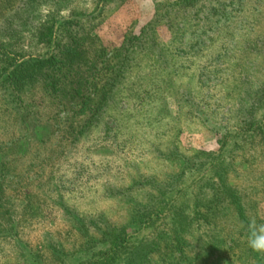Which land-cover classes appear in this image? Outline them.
I'll return each mask as SVG.
<instances>
[{
	"label": "rangeland",
	"instance_id": "obj_1",
	"mask_svg": "<svg viewBox=\"0 0 264 264\" xmlns=\"http://www.w3.org/2000/svg\"><path fill=\"white\" fill-rule=\"evenodd\" d=\"M47 27L54 33L44 39ZM141 33L158 47L137 53L98 110L68 101L77 83L55 94L1 81L67 40L84 41L89 57L112 55ZM0 72V264H85L111 232L132 248L157 247L143 264H171L178 234L168 210L192 215L199 191L189 183L203 171L181 173L190 160L209 166L222 140L233 146L224 161L229 182L246 189L248 219L191 225L183 245L195 264H264V250L249 244L264 228V0H0Z\"/></svg>",
	"mask_w": 264,
	"mask_h": 264
},
{
	"label": "trees",
	"instance_id": "obj_2",
	"mask_svg": "<svg viewBox=\"0 0 264 264\" xmlns=\"http://www.w3.org/2000/svg\"><path fill=\"white\" fill-rule=\"evenodd\" d=\"M178 1L194 6L201 0ZM167 14V12L166 14L161 13L159 17L164 18ZM73 19L75 20V17L72 16L62 21H60L61 19H56L57 22L55 23L60 25L66 24L70 21L73 22ZM54 26H56V24H54ZM52 31L53 28L51 30L47 27L44 31V39L54 33ZM142 33L138 36L133 35L130 38L127 37L125 43L121 47L113 49L115 53L112 55H110L111 53H109L108 49H101L90 57L89 54L82 51L85 46L84 41L80 42L79 40L70 39L67 40L63 46H60L56 52L50 55H44L17 64V67L12 69L4 79H2L4 72H0V79L5 83H12L14 86L13 89L17 92H27L26 90L29 92L32 85L35 83H42L45 90L48 92L53 91L55 94L69 93L70 90L67 89L66 85L70 84L69 89L72 90V86L77 83L78 88H73V92L70 93L68 101H74L73 105H75L82 102L78 101V99L86 98L92 103L97 102L96 108L93 107V109L98 110L100 109V105L103 104L106 95L112 94L113 88H116L115 86L122 80L126 70H129L137 63L135 59L137 53L145 50L153 51L156 50V46L158 47L155 40L143 36ZM85 38V35L81 36V39ZM142 39H144V41ZM117 56H120V61L114 62ZM102 69L111 70V75L103 84H99V82H95L94 79L96 78L97 72H100ZM110 98H113V96ZM113 101L114 99H111L110 102ZM85 103L86 101L83 100L82 104ZM105 108L106 104L103 105L101 110ZM257 124L263 126L261 122H257ZM249 131L255 133L253 128H250ZM221 143V151L219 154L211 155L209 166H204L205 163L202 165L201 163L192 162V160H190L187 161L181 173V176H184L188 172L192 175L194 173L193 170L203 171V173L201 172V178L199 176L196 177L199 181L193 179L189 183V187L195 185V189L199 191L198 194L192 193L195 201V209L191 213L192 215L189 216L188 213H177L172 216L170 214L172 210H168V215L173 218L172 220H175V233L178 234L176 243L172 247V249L177 251L178 256L176 257V261L173 260L171 264H195L193 257L188 256L185 245H183L184 236L182 234L186 232V229L191 225L196 227L200 225H209L217 228L220 227V219L222 216H231L232 214L238 217V219L245 221L248 219V216H246V209L250 207V202L246 200V195H248L246 189L243 190L229 182L228 175L231 173L233 164L230 165L227 161H224V156L232 153L233 146L226 151V148H228L227 142L222 140ZM234 149L244 150V147H237L236 145ZM197 164L200 167H197ZM202 166H204L205 169H203ZM198 182L199 185L197 186ZM260 185H264V181L260 182ZM168 187L169 186L166 184L159 187V191L162 195L166 196L169 193L170 190ZM244 191L246 194H244ZM210 193L211 196H209ZM160 203L165 205L168 204L164 197L160 200ZM202 206L205 208L204 211ZM142 210V213H144L143 215L150 213L145 212L146 207L141 208V211ZM159 210L160 208L158 211ZM141 211L138 210L137 212L139 217L143 216ZM177 216L181 218V220L178 219ZM182 216L185 217V220L182 219ZM106 239L108 243L107 248L105 250L100 249L91 254L90 257H97L96 260L89 259L85 264H143L145 258L149 260L150 258L147 259V257H151L152 253L158 251L157 247L148 246L146 244L140 245L138 248H132L129 246L130 241L127 240L125 234L123 237L122 235L111 232L107 234ZM209 239L206 247L210 249H212V246L215 244L222 242V238L219 237H210ZM147 241V244L155 243L153 239ZM249 254L256 257L253 252ZM204 255H206V253H204Z\"/></svg>",
	"mask_w": 264,
	"mask_h": 264
},
{
	"label": "clouds",
	"instance_id": "obj_3",
	"mask_svg": "<svg viewBox=\"0 0 264 264\" xmlns=\"http://www.w3.org/2000/svg\"><path fill=\"white\" fill-rule=\"evenodd\" d=\"M249 244L256 250H264V228L250 233Z\"/></svg>",
	"mask_w": 264,
	"mask_h": 264
}]
</instances>
